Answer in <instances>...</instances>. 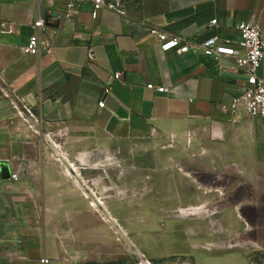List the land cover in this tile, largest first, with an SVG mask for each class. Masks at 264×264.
I'll use <instances>...</instances> for the list:
<instances>
[{
    "label": "crops",
    "instance_id": "crops-1",
    "mask_svg": "<svg viewBox=\"0 0 264 264\" xmlns=\"http://www.w3.org/2000/svg\"><path fill=\"white\" fill-rule=\"evenodd\" d=\"M53 1L0 0V264L120 258L119 237L136 230L124 227L122 234L105 222L104 208L91 207L76 172L83 165L73 161L100 148L159 157L168 170L183 168V178L166 172L177 194L169 206L199 208L194 216L220 214L238 228V215L264 202V119L248 116L243 102L233 108L246 77L228 58L162 53L149 30L190 40L219 35L235 43L236 25L250 22L264 36V0H124L121 13L102 10L92 19L85 6L72 21ZM39 14L58 30L54 46L24 55ZM215 18L217 27H209ZM259 76L264 80V61ZM22 105L35 115L32 128ZM10 165L25 168L26 180L12 181ZM130 168L131 192L136 171ZM126 198L106 209L117 222L123 217L132 226L136 217L152 215L148 204L137 213L136 197ZM193 264L247 263L238 254L215 253L198 254Z\"/></svg>",
    "mask_w": 264,
    "mask_h": 264
},
{
    "label": "rangeland",
    "instance_id": "rangeland-1",
    "mask_svg": "<svg viewBox=\"0 0 264 264\" xmlns=\"http://www.w3.org/2000/svg\"><path fill=\"white\" fill-rule=\"evenodd\" d=\"M81 159L89 160L91 164L86 165ZM73 161L83 165L76 170L79 178L88 182L89 190L102 199L105 208H111L112 201L119 199L122 204L127 202L126 196L130 195L136 197L137 213L147 204L152 209L151 216L136 217V226H128L123 217L118 223H107L123 231L124 227L136 231L130 236L125 234L119 237L121 256L117 261L106 264H193L198 254L209 256L215 253L238 254L247 264H264V202H259L255 210L248 209L245 216L238 215L240 224L235 229L225 224L220 214L210 216L208 212L182 216L181 210L189 207L169 206L168 203L177 194L171 191L176 184H170V176L166 172L170 171L172 176L176 174L181 178L185 173L180 167L166 169L160 164L159 157L152 161L150 155L100 148L74 157ZM93 165V169L89 168ZM129 167L131 171H136V192L135 189L130 192L127 187L129 180L125 174ZM203 178L206 181L210 179L209 176ZM173 181L177 182V178ZM203 189L204 192L211 190L209 185ZM217 193L220 197L221 192ZM199 222L201 228L197 225ZM209 244H214L216 250H208Z\"/></svg>",
    "mask_w": 264,
    "mask_h": 264
},
{
    "label": "built area",
    "instance_id": "built-area-1",
    "mask_svg": "<svg viewBox=\"0 0 264 264\" xmlns=\"http://www.w3.org/2000/svg\"><path fill=\"white\" fill-rule=\"evenodd\" d=\"M43 1L47 0H40V3ZM54 1H56L55 4L62 7L61 14L68 21H72L85 6L90 7L92 19H96L102 10L121 13L124 8V0ZM217 25L218 20L216 18L212 19L209 23V27L211 28L217 27ZM32 26L34 33L23 47V54L39 56L42 52H51L58 30L52 27L51 23L40 14ZM235 29L237 31L235 43L225 40L219 35H212L203 40H190L156 28L150 29L149 33L156 36L159 49L162 53L185 54L192 52L195 55L209 56L215 59H230L233 62L234 68L242 71L246 77V81L241 86V95L233 100V108L239 107L243 102V108L248 116L253 119H264V80L259 76V70L264 61L263 32L259 24L250 22H241L236 25ZM13 31V26H10L8 33H12ZM88 58L93 59L91 48H89ZM119 77V73L114 75L115 79H119ZM147 88L158 93L167 92L166 88L155 87L153 84H149ZM98 107H104L102 100L98 102ZM14 108L17 109L16 106ZM21 108L22 112L28 116L29 121L32 123L31 128L34 127L37 121L31 108L27 105H22ZM18 114L22 113L19 112ZM10 166V178L12 181L26 180L27 172L25 168ZM41 263L46 264L48 260L43 259Z\"/></svg>",
    "mask_w": 264,
    "mask_h": 264
},
{
    "label": "bare ground",
    "instance_id": "bare-ground-1",
    "mask_svg": "<svg viewBox=\"0 0 264 264\" xmlns=\"http://www.w3.org/2000/svg\"><path fill=\"white\" fill-rule=\"evenodd\" d=\"M58 160H59V161H62V162L66 161V159H65L64 157H58ZM71 166H72V164H71ZM73 168H74V167H73ZM73 170L75 171L76 169L74 168ZM87 184H88V183L79 182V187H80L82 190H84V194L87 196V198H88V199H89V200H90L95 206H97V207H101V204L98 203V201H97V199H99V198H98L97 196H95L94 193L88 189ZM87 189L89 190V192H88ZM86 190H87V191H86ZM102 206H103V203H102ZM103 207H104V206H103ZM189 212H191V211H189V210L182 211L181 215H182V216H186V215L189 214ZM104 214H105L106 219H108L109 222L112 223V222L110 221V219L108 218V215H107L105 212H104ZM112 224H113V223H112Z\"/></svg>",
    "mask_w": 264,
    "mask_h": 264
},
{
    "label": "flooded vegetation",
    "instance_id": "flooded-vegetation-1",
    "mask_svg": "<svg viewBox=\"0 0 264 264\" xmlns=\"http://www.w3.org/2000/svg\"><path fill=\"white\" fill-rule=\"evenodd\" d=\"M97 201H98V203L101 204V207H97V206H95V205L90 201V203H91V207L94 208V209H99L100 211H102L101 209H102V202H103V201H101L100 199H97ZM106 209H107V208L104 207V210H103L102 212H103V213L105 212V213L108 215V218L110 219V221H111L113 224H114L115 222H117V220H115V219L109 214V212L106 211ZM198 209H199V208H195V210H194V208H193V209H187V210L191 211V212H189L188 215H194L195 213L198 212ZM182 211H185V210H181L180 214L182 213ZM188 215H186V216H188ZM103 216H104V218H105V222L110 223L109 220L106 219L105 214H104ZM112 223H110V224H112ZM117 223H118V222H117ZM120 232L123 234V230H121Z\"/></svg>",
    "mask_w": 264,
    "mask_h": 264
}]
</instances>
